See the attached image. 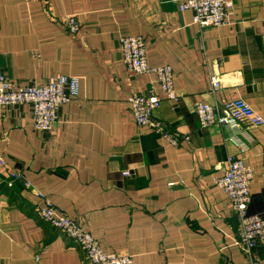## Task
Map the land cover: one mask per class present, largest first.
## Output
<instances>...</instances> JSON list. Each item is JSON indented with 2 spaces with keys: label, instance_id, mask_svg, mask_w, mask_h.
<instances>
[{
  "label": "crops",
  "instance_id": "0c3cea01",
  "mask_svg": "<svg viewBox=\"0 0 264 264\" xmlns=\"http://www.w3.org/2000/svg\"><path fill=\"white\" fill-rule=\"evenodd\" d=\"M182 0H0V70L22 86L79 80L78 98L49 132L33 129L30 106L0 109V158L107 254L134 264H248L238 220L214 184L227 157L251 169L248 213L264 218V126L200 129L195 103L243 100L264 120V0H233L228 25L199 28ZM66 16L80 22L76 35ZM122 35L139 36L150 67L170 66L174 103L152 75L123 64ZM220 87L212 91L211 79ZM155 90L154 118L187 142L174 147L138 129L133 94ZM235 138L246 150L231 144ZM0 167V264H85L83 252L43 223L42 201ZM264 264V244L253 251Z\"/></svg>",
  "mask_w": 264,
  "mask_h": 264
},
{
  "label": "built area",
  "instance_id": "2783aa9c",
  "mask_svg": "<svg viewBox=\"0 0 264 264\" xmlns=\"http://www.w3.org/2000/svg\"><path fill=\"white\" fill-rule=\"evenodd\" d=\"M31 1V0H28ZM47 5V0H35ZM233 0H182L179 11H190L193 24L199 28H220L228 25ZM64 25L70 35H76L80 22L75 16H66ZM118 48L126 69L135 75H152L166 100L178 102L179 96L174 88V74L170 66L150 67L147 61L146 45L139 36L122 35L118 40ZM212 91L219 89L216 78L211 79ZM79 95V80L68 76H57L47 80L42 86H22L8 80L0 70V109L28 105L31 109L33 129L36 132H49L58 122V111L63 106L74 102ZM128 109L138 129H150L174 147H179L183 140L168 131L154 113L161 105V97L155 90L146 95L133 94L127 100ZM194 112L199 128L204 130L211 126H219L226 130L241 131V123L251 128L264 126V120L243 100H235L224 104L209 105L195 103ZM228 141L240 147V153L246 149L239 145L235 138ZM0 167L8 170V187L14 182L23 186L42 201L36 209L39 219L51 228L70 239L84 254L85 264H134L127 255L104 253L99 243L80 224L60 213L53 203L42 193L33 190L23 175L10 170V166L0 158ZM253 179L251 169L240 157L229 156L225 161V169L220 177L213 179V184L221 190L232 213L238 220L235 242L245 256L248 264H260L254 258L253 251L264 244V218L250 215V185ZM36 264L39 257H34Z\"/></svg>",
  "mask_w": 264,
  "mask_h": 264
}]
</instances>
